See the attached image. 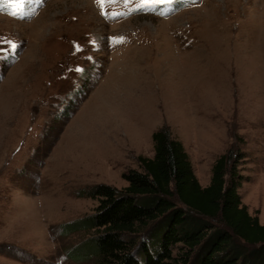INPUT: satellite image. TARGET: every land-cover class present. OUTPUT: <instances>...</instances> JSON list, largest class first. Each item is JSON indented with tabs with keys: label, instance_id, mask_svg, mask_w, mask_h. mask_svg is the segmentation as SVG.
I'll return each mask as SVG.
<instances>
[{
	"label": "rangeland",
	"instance_id": "obj_1",
	"mask_svg": "<svg viewBox=\"0 0 264 264\" xmlns=\"http://www.w3.org/2000/svg\"><path fill=\"white\" fill-rule=\"evenodd\" d=\"M145 2L0 0V264H77L86 235L58 226L93 214L91 188L126 187L161 128L202 187L241 156L264 222V0Z\"/></svg>",
	"mask_w": 264,
	"mask_h": 264
},
{
	"label": "trees",
	"instance_id": "obj_2",
	"mask_svg": "<svg viewBox=\"0 0 264 264\" xmlns=\"http://www.w3.org/2000/svg\"><path fill=\"white\" fill-rule=\"evenodd\" d=\"M153 156L123 175L127 186L86 192L93 214L60 224L58 234L86 235L66 258L82 264H264V222L249 214L238 188L241 156L212 165L202 187L183 145L165 128L152 134Z\"/></svg>",
	"mask_w": 264,
	"mask_h": 264
},
{
	"label": "snow or ice",
	"instance_id": "obj_3",
	"mask_svg": "<svg viewBox=\"0 0 264 264\" xmlns=\"http://www.w3.org/2000/svg\"><path fill=\"white\" fill-rule=\"evenodd\" d=\"M98 3H101L102 6V0H97ZM173 0H146L144 4L139 5V7H152L157 4H172ZM13 16L16 15L15 12L12 13ZM122 42V41H121ZM7 43L10 45V48L14 51L17 48V45L15 43H12L11 41H7ZM6 52L5 49L0 48V59L6 58L4 56V53Z\"/></svg>",
	"mask_w": 264,
	"mask_h": 264
},
{
	"label": "bare ground",
	"instance_id": "obj_4",
	"mask_svg": "<svg viewBox=\"0 0 264 264\" xmlns=\"http://www.w3.org/2000/svg\"><path fill=\"white\" fill-rule=\"evenodd\" d=\"M108 103H106V104L104 103L103 108H102L103 110H101V111H105L106 114H108V113L110 114L111 112H113V110H115V104L114 103L108 104Z\"/></svg>",
	"mask_w": 264,
	"mask_h": 264
}]
</instances>
